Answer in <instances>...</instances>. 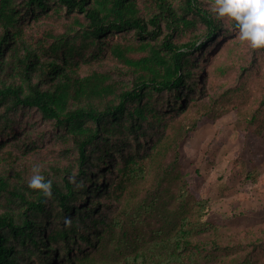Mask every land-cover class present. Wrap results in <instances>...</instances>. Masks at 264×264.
<instances>
[{"label": "rangeland", "instance_id": "rangeland-1", "mask_svg": "<svg viewBox=\"0 0 264 264\" xmlns=\"http://www.w3.org/2000/svg\"><path fill=\"white\" fill-rule=\"evenodd\" d=\"M198 1L218 20L211 12L212 2ZM137 5L142 13L149 8L146 0H137ZM55 6L35 17L24 13L20 27L25 40L32 45H47L52 41L50 35L78 30L76 22L85 23L82 15L66 16ZM74 35L70 32V36ZM204 35L205 27L198 22L174 42L178 45L200 36L201 44L206 41ZM104 40L106 45L96 59L89 57L94 49L85 51L87 62L80 64L79 75L96 70L130 84L133 76L129 68L110 57L109 47L116 43L137 44L138 40L131 33L110 34ZM162 41L163 36L158 45ZM75 43L78 45L80 40ZM143 55L130 57L138 59ZM188 58L191 75L186 86L179 89L185 110L182 111L181 102L175 101L174 91L151 92L141 104L153 109L157 117L147 113L141 130L125 132L108 142L107 165L121 167L129 157L140 159L143 180L117 177L100 169V163L89 169L100 187L99 194L89 198L91 204L98 203L89 219L109 222L118 213L127 212V238L135 229L148 244L154 240L153 232L171 222L177 197L186 193L190 201L202 202L204 208L202 214L196 206L189 212L201 228L193 236V242L200 244L197 264H264V49H252L229 24L220 21L214 39L190 52ZM135 106L136 102L130 103L128 109ZM9 118L11 130H0V140H6L0 149V176L8 177L12 183L20 178L28 184L33 165L41 164L48 179L61 182L62 178L72 180L74 176L78 180L76 149L54 121L44 120L36 109L29 108L19 109ZM154 197L161 204L157 212L160 216L148 218L139 206L149 204ZM1 206L8 208L4 197L0 198V211ZM76 206L81 212L87 209L82 201ZM47 209L49 220L44 228H64L62 219H54L60 209L55 205H47ZM78 225L81 231L89 232L90 242H94L95 230ZM73 238L69 241L72 256L95 254L88 242ZM51 246L57 251V264H67L66 254H62L64 242ZM102 254H112L109 258L113 259V244H108ZM207 254L211 257L205 258ZM32 260L37 262L34 256Z\"/></svg>", "mask_w": 264, "mask_h": 264}, {"label": "trees", "instance_id": "trees-1", "mask_svg": "<svg viewBox=\"0 0 264 264\" xmlns=\"http://www.w3.org/2000/svg\"><path fill=\"white\" fill-rule=\"evenodd\" d=\"M146 1L149 8L142 13L137 0H0L1 132L11 130V113L36 109L44 120L54 121L65 131L78 155V180L51 179V198L38 194V190L29 188L20 178L12 183L8 177L0 176V198L4 197L8 204L5 210L1 206L0 211V264H57L59 259H54L57 251L51 245L58 242H64L62 254H66L67 264H197L200 244L193 242V236L201 228L189 212L196 206L202 214L204 208L202 202L190 201L186 193L177 197L171 222L163 223L153 232L154 240L148 244L135 229L127 238V212L118 213L109 222L89 219L98 206L97 202L91 204L89 198L100 191L94 174L89 171L91 167H99L100 163V169L117 177L139 180L144 177L140 159L129 157L121 167L107 165L109 140L141 130L147 113L157 117L153 109L141 104L143 97L151 92L174 91L175 101L181 102L184 111L186 105L182 104L179 89L186 86L191 75L188 55L213 40L220 30V21L201 7L198 0ZM52 5L66 16L82 15L86 21L76 22L78 30L50 35L52 41L47 45L41 42L32 45L22 35L20 23L24 13L35 17L48 12ZM191 15L194 18H189ZM198 22L205 27L206 41L198 44L201 37L193 36L182 44L174 42ZM70 32L75 35L70 36ZM121 33L133 34L137 44H113L109 55L129 68L133 76L130 84L96 70L79 75L80 64L87 62L85 51L94 49L89 57L96 59L106 45L104 39ZM161 36L163 41L158 45ZM133 54L144 55L132 59ZM133 102L137 106L128 109ZM5 141L0 140V149ZM154 147L155 144L151 151ZM99 177L103 178V174ZM157 200L154 197L149 204L139 206L148 218L160 216L157 212L161 204ZM80 201L87 205L83 212L76 206ZM47 205L60 209L54 219H62L64 228L53 227L49 231L44 228L49 220ZM78 223L95 230L94 242H90L89 232L81 231ZM73 237L88 242L95 254L72 256L69 241H74ZM110 243L116 257L113 259L109 258L112 254H102ZM33 256L37 262L32 260Z\"/></svg>", "mask_w": 264, "mask_h": 264}, {"label": "clouds", "instance_id": "clouds-1", "mask_svg": "<svg viewBox=\"0 0 264 264\" xmlns=\"http://www.w3.org/2000/svg\"><path fill=\"white\" fill-rule=\"evenodd\" d=\"M210 9L219 21L229 24L241 41L252 49H264V0H212ZM42 167L33 165L28 186L51 198L53 181L46 178ZM71 179L75 181L74 176Z\"/></svg>", "mask_w": 264, "mask_h": 264}]
</instances>
